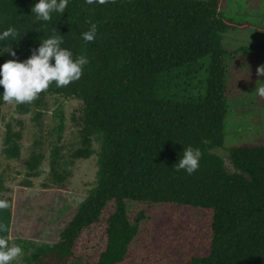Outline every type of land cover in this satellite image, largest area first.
Returning <instances> with one entry per match:
<instances>
[{
    "label": "trees",
    "instance_id": "1",
    "mask_svg": "<svg viewBox=\"0 0 264 264\" xmlns=\"http://www.w3.org/2000/svg\"><path fill=\"white\" fill-rule=\"evenodd\" d=\"M37 2L0 0V34L9 27L18 32L15 40H0V65L26 60L54 34L62 36L60 46L74 59L85 55L89 63L79 80L62 88L53 82L31 104L16 105V112L36 111L38 119L48 95L79 98L80 146L73 156L91 157L95 141L100 149L96 184L54 243L12 238L13 199L3 196L7 178L0 171V199L10 204L0 211V221L8 225L0 235L22 247L25 264H126L143 215L133 220L129 202L212 212L209 251L191 254L183 264H264V145L229 148L233 171L212 151L225 139L227 60L233 52L224 39L236 27L222 17L221 0H116L105 5L68 0L65 12H52L49 21L32 13ZM89 19L98 27L94 42L82 37ZM8 48L15 57L5 52ZM202 70L206 78L195 88ZM2 93L0 86V120ZM21 138V131L8 123L7 156L20 157ZM188 145L203 153L191 175L174 170ZM51 155V169L62 181L66 172H59L58 147ZM43 159L42 152L32 151L28 177L41 174ZM98 224L100 242L89 236ZM85 241L90 244L80 251Z\"/></svg>",
    "mask_w": 264,
    "mask_h": 264
},
{
    "label": "rangeland",
    "instance_id": "2",
    "mask_svg": "<svg viewBox=\"0 0 264 264\" xmlns=\"http://www.w3.org/2000/svg\"><path fill=\"white\" fill-rule=\"evenodd\" d=\"M219 11L236 27L225 34L224 45L233 52L228 57V103L225 139L222 147L212 151L223 157L233 171L229 148L237 145H264V98L255 91L257 68L264 65V0H221ZM199 72V81L206 78ZM258 82V83H261ZM83 101L76 97L47 96V106L37 112L18 114L15 104L5 103L0 120V171L7 181L5 197L13 199L12 238L21 237L35 243H54L61 228L71 219L78 205L97 181V158L100 144H93L94 154L85 158L73 155L80 146L79 116ZM21 131V155L11 158L4 153L6 126ZM58 147L61 166L66 175L58 181L51 169L52 151ZM33 150L43 153L42 172L27 176V160ZM30 180V183L26 181ZM134 220L139 217V235L131 247L126 264H183L191 254H206L210 249L212 212L206 209L172 204L129 202ZM103 238L98 224L89 234ZM83 242L78 249L85 250ZM87 247V246H86ZM83 252V251H82ZM24 253L12 264H25Z\"/></svg>",
    "mask_w": 264,
    "mask_h": 264
},
{
    "label": "clouds",
    "instance_id": "3",
    "mask_svg": "<svg viewBox=\"0 0 264 264\" xmlns=\"http://www.w3.org/2000/svg\"><path fill=\"white\" fill-rule=\"evenodd\" d=\"M115 3L116 0H86L91 5L99 3ZM68 5V0H38L32 7L37 20H51V13L63 14ZM90 25L87 31L82 33L85 42H94L97 36V24L90 19L86 20ZM18 35L14 27H9L2 34L0 40L13 38ZM62 36L52 35L47 39H42V43L37 49H32L31 55L23 61L18 59L6 60L0 65V86L3 88L2 99L7 104H31L37 100L42 92H47L49 87L55 83L56 87H67L70 83L77 81L83 74V68L89 63L87 56L80 55L73 58V53L62 48ZM11 56H16V51L8 48ZM54 60V63H53ZM257 75L264 76V65L257 68ZM256 93L264 98V82L258 83ZM203 153L199 148L191 145L184 147L183 156L177 164L175 171L185 170L191 175L199 168V161ZM10 204L5 199H0V211L7 210ZM8 225L0 221V233H7ZM22 255L20 245L9 243L6 235H0V264H11Z\"/></svg>",
    "mask_w": 264,
    "mask_h": 264
}]
</instances>
